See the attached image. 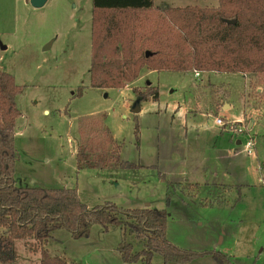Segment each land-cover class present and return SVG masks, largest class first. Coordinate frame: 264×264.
<instances>
[{
  "label": "rangeland",
  "instance_id": "obj_1",
  "mask_svg": "<svg viewBox=\"0 0 264 264\" xmlns=\"http://www.w3.org/2000/svg\"><path fill=\"white\" fill-rule=\"evenodd\" d=\"M152 1L171 7L218 4ZM92 10V0H47L38 8L29 0H0V70L23 86L14 125L18 184L76 185L88 207L110 202L124 209H164L172 244L228 249L236 264H264V84L241 73L143 68L123 88L91 87ZM147 85L157 88L158 98L139 101L133 113L134 89ZM216 117L223 124H209ZM104 129L120 145V159L139 167L77 170L78 143ZM240 182L253 184L241 193L239 187L224 189ZM52 236L45 248L67 264H142L122 261L118 246L124 240L135 251L143 243L121 228L103 232L93 225L87 238L77 239L62 228ZM30 242L14 241L13 264H40ZM210 258L209 264H219ZM151 264H163L161 255L154 254Z\"/></svg>",
  "mask_w": 264,
  "mask_h": 264
},
{
  "label": "trees",
  "instance_id": "obj_2",
  "mask_svg": "<svg viewBox=\"0 0 264 264\" xmlns=\"http://www.w3.org/2000/svg\"><path fill=\"white\" fill-rule=\"evenodd\" d=\"M217 2L216 7L201 8L154 6L152 0H92L89 85L120 89L136 80L143 68L241 73L264 84V0ZM22 91L23 86L11 74L0 70V264L16 261L14 241L20 239H29L30 248L40 252V264H67L45 248L52 233L63 228L73 238H87L93 225L101 226L103 232L121 228L142 240L139 251L125 240L118 246L125 263L151 264L153 255L159 254L163 264H182L204 255H211L219 264H234L217 251L185 249L169 242L164 209H124L110 202L88 207L76 185L18 184L14 125L20 115L16 97ZM134 91L137 101L158 98L157 88L151 85ZM119 153L120 145L104 129L99 137L78 143L76 168L139 167L120 159ZM166 201H170L169 195Z\"/></svg>",
  "mask_w": 264,
  "mask_h": 264
},
{
  "label": "crops",
  "instance_id": "obj_3",
  "mask_svg": "<svg viewBox=\"0 0 264 264\" xmlns=\"http://www.w3.org/2000/svg\"><path fill=\"white\" fill-rule=\"evenodd\" d=\"M216 118H218V117H216ZM222 119V118H221ZM209 121V124H212V123H214L215 121H213L212 119L210 120H208ZM223 122V121H222ZM223 124V123H222ZM250 139V138H249ZM240 143V141H237V144H239ZM261 182H263V185H264V181L263 180H261ZM198 184V183H197ZM250 184H253L252 182L251 183H247V182H240V183H232V184H226L225 185V188L224 189H226V190H229V191H231V190H234L235 189V187H239V193H241V188L244 186V185H250ZM222 186V185H221ZM198 186H196V189H198L197 188ZM238 199L240 200V198L238 197ZM218 201L219 202H222V200H220V199H218ZM204 250H214V249H212V248H209V249H204ZM219 251H218V253H220V254H222V255H227L229 258H230V260L232 261V263H234V264H236V261L234 260L235 258H237V256H236V254L234 255L233 253H231V251H229L228 249H226V250H222V249H218ZM197 251H201V250H197ZM221 251V252H220ZM212 257L211 255H204L203 257H200V258H197V259H195V260H193V261H190V262H186V263H182V264H194V263H196V264H209V263H211L210 261H212L213 262V260L210 258V257ZM202 258V259H201ZM211 260H210V259ZM214 263V262H213Z\"/></svg>",
  "mask_w": 264,
  "mask_h": 264
},
{
  "label": "water",
  "instance_id": "obj_4",
  "mask_svg": "<svg viewBox=\"0 0 264 264\" xmlns=\"http://www.w3.org/2000/svg\"><path fill=\"white\" fill-rule=\"evenodd\" d=\"M46 1L47 0H29L30 4L35 8L42 7L46 3ZM146 55H148V52H146ZM138 102L139 101L136 102L135 106L131 110L133 113H137L140 110L138 106Z\"/></svg>",
  "mask_w": 264,
  "mask_h": 264
},
{
  "label": "built area",
  "instance_id": "obj_5",
  "mask_svg": "<svg viewBox=\"0 0 264 264\" xmlns=\"http://www.w3.org/2000/svg\"><path fill=\"white\" fill-rule=\"evenodd\" d=\"M199 73L198 72H195V75H198ZM215 123L218 124V125H221L223 122H222V119L220 117L216 118L215 119ZM253 148V145L250 141L246 142L245 144V149L247 152H250Z\"/></svg>",
  "mask_w": 264,
  "mask_h": 264
}]
</instances>
